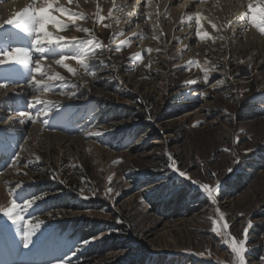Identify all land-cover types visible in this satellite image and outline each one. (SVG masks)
I'll return each mask as SVG.
<instances>
[{"label":"rangeland","instance_id":"374dc122","mask_svg":"<svg viewBox=\"0 0 264 264\" xmlns=\"http://www.w3.org/2000/svg\"><path fill=\"white\" fill-rule=\"evenodd\" d=\"M60 6L53 43L0 28L30 59L0 65L26 93L0 98V264H264V0L142 41L105 0Z\"/></svg>","mask_w":264,"mask_h":264},{"label":"bare ground","instance_id":"6f19581e","mask_svg":"<svg viewBox=\"0 0 264 264\" xmlns=\"http://www.w3.org/2000/svg\"><path fill=\"white\" fill-rule=\"evenodd\" d=\"M5 1H10V2L5 3ZM68 1L69 0H0V25H3V27L10 26L6 22L8 20L15 21L18 18L16 14L22 13V15L19 17L20 25H24L30 29H34L36 32L37 29H39L40 30L39 33L42 34L41 41H48L50 43H53L58 35L56 32L59 30V29L57 30L56 27L53 26L54 24L52 25V22L54 21L55 17H57V13L55 12L62 3H68ZM105 1L109 3L110 11L113 10V12L116 13L118 17L125 16V20L127 22L126 26L129 25L131 26V24L133 23L132 25H134L136 28L133 29L132 34L133 36H136L134 38L136 39L139 38V40L141 41L145 39L144 34L147 29L148 20L149 21L161 20L159 22L160 25L162 22L165 23V25H163L162 23L161 27L166 26L167 27L166 29L169 30L170 32L173 31V29L180 31H182L181 29H183L182 32L184 33L188 32L189 36L195 33L196 28H198L197 25L203 20L209 21L211 19H215L219 23L227 24V25L229 24L232 27L239 25L243 27L242 25L243 11L240 5L246 2V0H223V1L221 0L220 1L219 0H105ZM251 4L252 3H248L246 5L250 6ZM174 5L178 7H174ZM134 21L135 22L138 21V22L135 23ZM169 23H172L173 26L170 25ZM11 27H15V26L11 25ZM241 34H244L245 35L244 37H247V33L245 31L241 32ZM23 60L25 63H28L30 59L27 56H25V54H23ZM62 62L65 64L70 63L65 58H62ZM35 64H36L35 66L44 69L47 67L50 68L54 66L55 63L51 61L38 60L37 62H35ZM9 65H16V64H9ZM35 69L36 68H34L33 70ZM12 82H14L12 78H8L5 80V83L8 85L13 84ZM8 85L6 86L0 85V98L2 101H4V104L2 103L3 105L1 106L2 111L3 110L6 111L8 107L13 104L11 100H14L15 97L26 95L25 91H23L22 89L23 88L22 84L18 85V87L16 88H10V86L8 87ZM5 99H9V100L5 101ZM23 114L24 113H21L22 117H24L25 115ZM17 115L18 117H20L19 114ZM17 115L14 114L13 117L15 118L17 117ZM18 128L22 131L21 127Z\"/></svg>","mask_w":264,"mask_h":264},{"label":"snow or ice","instance_id":"6c2138e0","mask_svg":"<svg viewBox=\"0 0 264 264\" xmlns=\"http://www.w3.org/2000/svg\"><path fill=\"white\" fill-rule=\"evenodd\" d=\"M17 19L15 21L13 20H8L6 23L8 25H17L19 24V17L22 15V13H17ZM3 25H0V28H2ZM26 30V29H23ZM39 29H37V32L39 33ZM41 42V40H37V43L39 44ZM15 48V50H13ZM9 64H25L24 60H23V54L22 51L19 47H11L8 48L6 50H4L3 52H0V65H9ZM35 73L37 74H43L44 72L42 71L41 67H37L35 69ZM0 85H4V81H0ZM180 175H184V173L180 172ZM22 219V218H21ZM15 223V222H14ZM35 234V228L34 227H30L29 231L26 233L25 238H26V242H25V247L28 246V243L30 242V238L32 235Z\"/></svg>","mask_w":264,"mask_h":264},{"label":"trees","instance_id":"16d2710c","mask_svg":"<svg viewBox=\"0 0 264 264\" xmlns=\"http://www.w3.org/2000/svg\"><path fill=\"white\" fill-rule=\"evenodd\" d=\"M145 152V150H142L141 148H133L131 151H130V153L132 154V155H136V154H140V153H144ZM228 189H232V187H234V188H238V186H239V183H235V182H228ZM161 207L163 208V210L167 213L168 211H173V212H175L176 210H174V206H170V205H168V204H163V205H161ZM151 211H152V213L154 212V213H157L158 214V211H157V209L155 208V206H153V208H151ZM173 212H171V213H173ZM160 214V213H159ZM160 215H162V213L160 214ZM258 218H260V219H264V216L263 217H261V216H259ZM118 229L121 231V232H125V226H123V225H120L119 227H118ZM254 231V233H255V236H259V235H261L262 233H263V231H264V227H257V229H255V230H253ZM125 244H121V243H119V244H111L110 246V250L112 251V250H115V249H119V248H122L123 246H124ZM109 248V247H108ZM136 251V250H135ZM135 251L134 250H132L131 251V253L130 254H128L126 257H124V258H121V259H117V260H115L114 261V263L113 264H135L134 263V253H135ZM251 253V252H250ZM249 253V254H250ZM103 256L102 255H100V256H98V259L99 258H102ZM137 264H143V261H140L139 263L138 262H136Z\"/></svg>","mask_w":264,"mask_h":264}]
</instances>
